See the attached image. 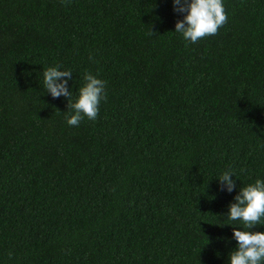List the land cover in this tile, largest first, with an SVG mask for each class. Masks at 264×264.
Masks as SVG:
<instances>
[{
  "label": "trees",
  "instance_id": "1",
  "mask_svg": "<svg viewBox=\"0 0 264 264\" xmlns=\"http://www.w3.org/2000/svg\"><path fill=\"white\" fill-rule=\"evenodd\" d=\"M223 2L190 43L172 0H0V264H227L222 214L264 180V0ZM55 66L72 100L106 81L95 121L66 123Z\"/></svg>",
  "mask_w": 264,
  "mask_h": 264
},
{
  "label": "clouds",
  "instance_id": "2",
  "mask_svg": "<svg viewBox=\"0 0 264 264\" xmlns=\"http://www.w3.org/2000/svg\"><path fill=\"white\" fill-rule=\"evenodd\" d=\"M71 0H61L68 4ZM173 11L183 14L175 22L174 32L190 43L218 34L228 21L223 0H172ZM72 72L61 70V66L49 67L43 72V84L46 92L53 98H67L66 123L78 126L83 119L95 121L99 115L101 101H106V81L86 72L84 84L78 90V96L72 100L68 81ZM71 101V102H69ZM244 171V169H241ZM232 169L223 172L219 178L222 190L231 193L236 187ZM234 202L228 205L227 220L238 222L242 229L232 227V238L236 247L228 254L227 264H264V232L251 231L258 225H264V180L256 179L254 183L240 187L234 196ZM229 225L230 224H225ZM11 253L9 257L11 258Z\"/></svg>",
  "mask_w": 264,
  "mask_h": 264
}]
</instances>
